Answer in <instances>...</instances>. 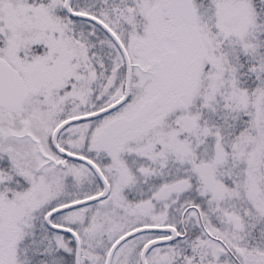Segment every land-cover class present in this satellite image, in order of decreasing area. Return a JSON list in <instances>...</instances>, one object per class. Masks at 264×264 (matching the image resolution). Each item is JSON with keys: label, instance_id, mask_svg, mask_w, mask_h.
<instances>
[{"label": "snow or ice", "instance_id": "snow-or-ice-1", "mask_svg": "<svg viewBox=\"0 0 264 264\" xmlns=\"http://www.w3.org/2000/svg\"><path fill=\"white\" fill-rule=\"evenodd\" d=\"M0 264H264V0H0Z\"/></svg>", "mask_w": 264, "mask_h": 264}]
</instances>
